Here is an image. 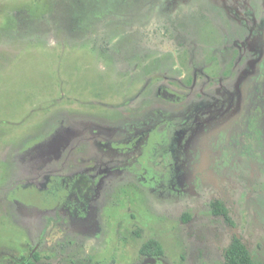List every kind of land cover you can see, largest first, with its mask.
I'll use <instances>...</instances> for the list:
<instances>
[{
    "label": "rangeland",
    "instance_id": "374dc122",
    "mask_svg": "<svg viewBox=\"0 0 264 264\" xmlns=\"http://www.w3.org/2000/svg\"><path fill=\"white\" fill-rule=\"evenodd\" d=\"M251 17L264 0H0V264L35 247L51 264H158L139 252L150 237L161 264H223L234 233L262 261L263 172L222 165L194 193L167 183L240 112L258 71L235 69ZM89 169L100 191L83 222L64 207Z\"/></svg>",
    "mask_w": 264,
    "mask_h": 264
},
{
    "label": "flooded vegetation",
    "instance_id": "af4514ba",
    "mask_svg": "<svg viewBox=\"0 0 264 264\" xmlns=\"http://www.w3.org/2000/svg\"><path fill=\"white\" fill-rule=\"evenodd\" d=\"M252 8H254V6ZM255 9H258V7ZM255 9H252V12L256 14ZM246 32L248 38L245 39L246 49L243 50L248 52L249 55L246 57L245 62L240 63L235 69H237L236 71H238L239 69L246 68L253 71L254 67L258 66V71H256L257 74L253 79H251L248 83H246L243 86V89H240L244 95V99L240 105V112L238 113V115L235 118H233L230 122H227L226 124L222 125L221 130H217L218 131L217 138L218 141H220V145H218L217 149H215L216 153H214V149L212 152H210V148L209 146H207L208 143H205L204 146L199 141L196 146L200 145L201 147L200 149L196 148V152L198 154L195 152V155L191 159L188 170L184 174L179 175L176 179H170V181H167V183L170 182L173 183L177 191L178 190L180 191V194L183 192L194 193L195 191H197L196 186L199 185L198 183L199 180L202 177L203 179L208 178L209 174L213 175L216 172V170H218V168L222 165L237 164L236 166L238 167L241 163L250 164L251 166H253V168H258L257 172L264 173V170L262 169L264 168V41H263L264 17L263 20H256V18L254 19L252 18L250 21V28L247 27ZM249 38L251 42H249ZM248 46H250V48H248ZM240 57L242 56L240 55ZM248 60H251V65L246 64ZM233 76H235L237 79L238 73L235 72ZM232 86L233 87L236 86L234 80ZM230 94L231 92L228 91V96ZM231 96L235 97V95L233 94H231ZM232 101L233 98L230 100V102L227 105L229 109H231L232 107L231 106ZM180 133L182 134V131ZM63 141L64 140L61 139V142ZM57 145L59 146L60 144L55 143L53 147ZM134 146H136V143L134 144ZM53 147L48 145L47 149L48 150L50 149L52 151ZM43 150L46 149H42V152ZM44 153H49V152L46 150ZM119 153L120 152L114 154H119ZM49 156L50 155H48V157ZM92 171L94 172L95 170L89 169L85 171H80V173L78 172L75 177L73 176V178L69 179V182L67 181L69 195L67 201L65 202L64 209L66 210V212H68V214L72 215V217L75 216L76 219H79L80 221L82 220L83 222L85 221L87 222L89 220V217L91 216L90 214H93L95 218L93 202L100 191V179H101L100 173L90 174ZM62 182L64 181L62 180ZM146 182L147 181L145 179L144 184ZM168 188L169 186H166V184L161 185V189L165 190ZM55 191L56 190H54L53 187L50 189V192H46V194L50 193L51 195L54 194ZM150 191L154 193H158L155 188ZM37 192L39 191L36 190L35 194ZM219 217H222L231 227L233 228L235 227V223L232 217L230 221L226 220L223 216H219ZM189 219L190 217L188 218V220ZM234 235L241 236L239 235V233H234L232 235V238ZM150 238L144 241V243L141 245L139 249V252L142 255V258L143 257L149 258L147 262L158 261V264H161L162 262L160 261V259H162L163 257L166 258V256H164L165 254H164V247L162 240H161L162 242L158 240L163 248L162 254L146 253L143 251L146 242ZM33 256H31V258L28 259L29 258V254H28V256L25 258L23 263L28 264L34 258ZM257 261L264 264V259H262V261L260 259ZM65 264H79V263H65ZM80 264H104V263L99 260H87Z\"/></svg>",
    "mask_w": 264,
    "mask_h": 264
},
{
    "label": "trees",
    "instance_id": "16d2710c",
    "mask_svg": "<svg viewBox=\"0 0 264 264\" xmlns=\"http://www.w3.org/2000/svg\"><path fill=\"white\" fill-rule=\"evenodd\" d=\"M211 206L213 214L223 216L228 221L231 220L229 208L222 199L214 198L211 201ZM189 217L190 216L188 215L187 218ZM143 251L146 253L162 254L163 248L158 240L150 238L146 242ZM223 255V264H263L252 256L248 245L243 238L238 235L233 236L228 246L224 248ZM33 257L34 258L28 264H51L50 262L43 260L37 251L34 253Z\"/></svg>",
    "mask_w": 264,
    "mask_h": 264
},
{
    "label": "water",
    "instance_id": "95a60500",
    "mask_svg": "<svg viewBox=\"0 0 264 264\" xmlns=\"http://www.w3.org/2000/svg\"><path fill=\"white\" fill-rule=\"evenodd\" d=\"M35 250H36V248H33V250H31V252L29 253V258L28 259H30L31 256H33V253L35 252Z\"/></svg>",
    "mask_w": 264,
    "mask_h": 264
}]
</instances>
